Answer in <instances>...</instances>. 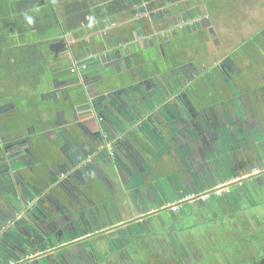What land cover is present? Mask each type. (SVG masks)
Instances as JSON below:
<instances>
[{
    "label": "flooded vegetation",
    "instance_id": "flooded-vegetation-1",
    "mask_svg": "<svg viewBox=\"0 0 264 264\" xmlns=\"http://www.w3.org/2000/svg\"><path fill=\"white\" fill-rule=\"evenodd\" d=\"M90 1L114 11L86 20L135 28L107 38L69 29V1L0 0V262L264 264V23L212 63L199 1Z\"/></svg>",
    "mask_w": 264,
    "mask_h": 264
},
{
    "label": "rangeland",
    "instance_id": "rangeland-1",
    "mask_svg": "<svg viewBox=\"0 0 264 264\" xmlns=\"http://www.w3.org/2000/svg\"><path fill=\"white\" fill-rule=\"evenodd\" d=\"M152 1H157V0H152ZM194 1L196 2V5H197V1H199V12L201 14L200 16L208 17L210 9L212 10V13L209 16H210V21H211V28L213 29L214 34L211 36L209 31L207 32L206 29H203V31L201 32V35H199L200 39L205 41L207 50L211 52L213 55L212 63L219 60L230 49L237 47L238 44L242 40H245L251 37L253 34H259V31L263 27L261 24L264 23V0H212V3L210 4H208L209 3L208 1L210 0H194ZM157 2L158 3L154 7L163 3L161 1H157ZM207 10H208V13H207ZM98 21H95L94 24L93 23L90 24L91 21L87 22L89 24L88 25L89 27L87 26V24H85L87 28L85 32L87 31L95 32V34H98V35L101 32H106L105 35L108 38L109 35L112 34L116 26H111V25L106 26L104 23L100 21L98 22ZM120 22L122 21L121 20L117 21L118 26L116 30L118 31L121 30L122 26H124L126 29L128 27L135 28V25L132 24V22H129L127 24H119ZM129 24L131 26H129ZM94 28H96V30H94ZM148 28L149 29H147L146 27L144 30H141V33L142 31L143 33L140 34V36L134 37L133 41L135 44H137L138 46L143 45V42H144L143 38L145 36L146 37L148 36L147 39L151 38L152 33L154 34L155 32H158L161 30V28L157 24L149 25ZM136 35H138V31ZM131 37L133 38V36ZM215 37L218 40L217 44L215 43V40H216ZM255 37L256 39L262 41L260 36L256 35ZM84 39H85L84 42H86V44L91 40L89 36H85ZM16 43L17 42H15V44ZM106 44L108 45L107 41H106ZM261 44L264 45V42H261ZM4 46L5 45L3 43H0V49L3 48ZM94 47L100 48V45L94 44ZM1 52L4 53L3 50ZM261 56L263 57V55ZM136 61H138V58L136 59ZM137 68L139 67L137 66ZM114 72H115V69L111 66L104 68V73L108 75L109 80L114 79V74H113ZM8 77L10 78L0 79L1 98L5 97L6 94H9L11 92L10 87H12L13 85V83L11 82V79L14 77L11 78V75L9 74H8ZM7 80L9 81V83ZM28 81L30 82L31 80H28ZM114 82H115V79H114ZM32 84L34 87H37L38 89L41 88V86L44 87L43 83L40 82V78L38 79V81H36V83L32 81ZM33 86L30 85V89H34ZM11 94H15V92L13 91ZM25 94H28V95L24 97L25 98L24 102H28L29 105H32V107H35V101H37V97H32L31 96L32 93L31 95H29L30 93L25 92L24 95ZM59 108H60L59 106L55 107V109H59ZM70 117L72 116L70 115ZM64 123L62 125H64ZM15 124H17L18 126L21 125L22 127V123L18 121ZM21 127H19V131H17V133L26 134V131H27L26 128L25 127L21 128ZM43 154H46V151H44ZM55 156L56 155L51 154V156L47 157L46 159L49 161L52 157H55Z\"/></svg>",
    "mask_w": 264,
    "mask_h": 264
},
{
    "label": "trees",
    "instance_id": "trees-1",
    "mask_svg": "<svg viewBox=\"0 0 264 264\" xmlns=\"http://www.w3.org/2000/svg\"><path fill=\"white\" fill-rule=\"evenodd\" d=\"M59 1L60 2L69 1V2H67V4L64 5V7H65L64 11H66L69 14V29H73V30L75 28H77V26H79L80 23L84 20H85V22H90L91 21L90 18H89V20H86V16L90 15L92 17V14H93L92 11L93 10H95L96 16L98 13H101L100 17H105V18H107L108 15H111V13L114 11L112 9V7L111 8L105 7V6H109L108 3L104 6V8H102V6H99L97 4L98 6L96 8L91 3L90 0H59ZM102 1H106V0H101V2ZM108 1H111V0H108ZM140 1L141 0H138V2H140ZM116 2L118 3L116 5L117 7L121 8L122 6H124V0H116ZM59 9H60L59 13L61 14V7ZM102 23L107 25L108 22L103 20Z\"/></svg>",
    "mask_w": 264,
    "mask_h": 264
},
{
    "label": "water",
    "instance_id": "water-1",
    "mask_svg": "<svg viewBox=\"0 0 264 264\" xmlns=\"http://www.w3.org/2000/svg\"><path fill=\"white\" fill-rule=\"evenodd\" d=\"M264 173V170H262L259 174H263ZM255 174H252V175H250V176H247V177H241V178H237L236 180H234V181H232V182H228V183H225V184H219V185H212V186H210L209 188H208V195H210L211 193H215L216 191H218L219 189H221V188H224V187H226V186H230V185H235V184H239V183H241V182H243L244 180H246V179H250V178H252L253 176H254ZM257 175V174H256ZM167 208H169V206L168 207H164V208H161V209H167ZM82 239H84V237H79V238H75V239H73V240H71V241H69V242H66V243H72V242H76V241H79V240H82ZM65 245H68V244H62L61 246H59V247H57V248H55V249H49V250H47V251H45V252H38V251H36V252H34L33 254H30V256H28V258L26 259V260H33V259H36V260H38L42 255H44V254H46V253H49L50 251H55L56 249H58V248H60V247H63V246H65ZM12 264H17V263H15V262H13Z\"/></svg>",
    "mask_w": 264,
    "mask_h": 264
},
{
    "label": "crops",
    "instance_id": "crops-1",
    "mask_svg": "<svg viewBox=\"0 0 264 264\" xmlns=\"http://www.w3.org/2000/svg\"><path fill=\"white\" fill-rule=\"evenodd\" d=\"M92 23H93V22H90V24H92ZM86 24H87V26L89 25L88 23H86ZM93 24H94V23H93ZM114 24H116V23H114ZM114 24H107L106 26H108V25H112V26H113ZM88 27H89V26H88ZM90 27H91V26H90ZM107 28H109V27H107ZM114 34H116V35L118 34V31H117V33H116V30H115V29H114V31L112 32V34H110L109 36L114 35ZM102 44H103V45H102L103 47H101V48H99V49H102V51L105 52L104 49H105V48H108V46H107V44H106L105 41H104ZM102 51H101L100 53H103ZM83 56L86 58V57H88V54H87V53H84ZM53 127H54V126H53ZM48 128H50V130L52 129V127H49V126H48ZM66 147H67V146H66ZM254 201H255V200L253 199L252 202H254ZM0 232H1V231H0ZM0 260H1V259H0ZM0 264H9V263H8L7 261H2V262H0ZM11 264H12V263H11Z\"/></svg>",
    "mask_w": 264,
    "mask_h": 264
}]
</instances>
